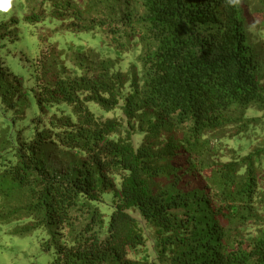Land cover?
<instances>
[{
    "label": "trees",
    "instance_id": "16d2710c",
    "mask_svg": "<svg viewBox=\"0 0 264 264\" xmlns=\"http://www.w3.org/2000/svg\"><path fill=\"white\" fill-rule=\"evenodd\" d=\"M19 23L30 92L2 60ZM263 59L264 0H24L0 19V225L51 264H264Z\"/></svg>",
    "mask_w": 264,
    "mask_h": 264
},
{
    "label": "rangeland",
    "instance_id": "374dc122",
    "mask_svg": "<svg viewBox=\"0 0 264 264\" xmlns=\"http://www.w3.org/2000/svg\"><path fill=\"white\" fill-rule=\"evenodd\" d=\"M23 2L24 0H0V19L9 21L11 18H15L21 22ZM18 33V40L8 44L2 52V60L13 76L20 81L24 91L30 92L34 87L30 65L39 55V33L35 27L23 23H19ZM56 39L63 50L67 49L71 42L74 45L87 46L91 49L100 47L99 39L88 33L73 36L56 32L53 40ZM89 109L94 113L97 111L93 105H90ZM141 138V133H136L133 136L135 146L139 144ZM109 197L110 195L106 194L104 199L107 201ZM102 211L106 215L110 212L105 209ZM8 231V226L0 225V264H51V255L42 252L34 238L29 236L14 237Z\"/></svg>",
    "mask_w": 264,
    "mask_h": 264
}]
</instances>
